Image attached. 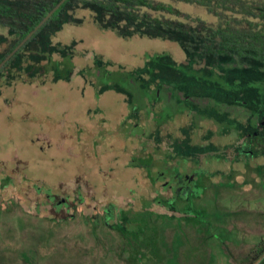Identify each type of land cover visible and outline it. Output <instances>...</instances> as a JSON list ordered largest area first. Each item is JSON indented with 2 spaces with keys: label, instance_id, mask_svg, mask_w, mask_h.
I'll list each match as a JSON object with an SVG mask.
<instances>
[{
  "label": "rangeland",
  "instance_id": "obj_1",
  "mask_svg": "<svg viewBox=\"0 0 264 264\" xmlns=\"http://www.w3.org/2000/svg\"><path fill=\"white\" fill-rule=\"evenodd\" d=\"M162 1L191 18L214 20L200 5ZM75 15L84 22L67 23L54 37L77 42L58 74L50 71L55 55L42 77L0 80V264L248 263L264 238V155L249 156L258 147L246 144V154L231 148L227 157L200 156L199 168L186 166L201 170L188 200L161 206L155 165L175 159L179 166L183 157L167 144L156 151L150 134L158 123L175 138L185 137L186 127L195 133L193 144H204L211 129L220 149L237 137L221 135L207 118L195 115L193 122L184 105L158 103L155 88L151 99L128 80L156 55L184 61L180 44L120 36L95 24L89 10ZM223 110L250 115L240 106ZM52 191L71 201L69 217L44 203Z\"/></svg>",
  "mask_w": 264,
  "mask_h": 264
},
{
  "label": "trees",
  "instance_id": "obj_2",
  "mask_svg": "<svg viewBox=\"0 0 264 264\" xmlns=\"http://www.w3.org/2000/svg\"><path fill=\"white\" fill-rule=\"evenodd\" d=\"M60 1L0 0V28L6 29V33H0V63ZM175 1L205 7L214 20L191 18L162 0H66L1 67L0 80L7 79L10 85V79L22 78L29 82L42 77L48 73L47 62L52 63L55 55L59 60L50 71L58 74L61 62L73 54L77 42L65 45L56 42L54 37L65 24L84 22V18L75 15L77 10H89L95 24L120 36L141 35L180 44L186 53L184 61L178 62L170 54L156 55L132 70L128 80H135L148 93L152 88L169 87L179 106L184 105L195 115L220 124L221 135L234 133L237 137L236 143L223 145L224 151H221L211 141L215 135L213 130L204 134V144L192 145L194 132L183 127L185 138L182 141L176 138L173 144L185 143V151L193 156L214 153L217 158H223L231 148L237 154H246V144L253 149L258 147L249 156L264 155L260 150L264 147V0ZM115 87L131 99L128 90ZM149 95L154 99L157 94L153 91ZM191 98L207 99L209 104L200 106ZM223 106H240L250 115L238 118L223 110ZM162 127L158 123L150 134L156 144L162 138ZM167 136L170 138L173 134ZM242 264H264V238L253 251L251 260Z\"/></svg>",
  "mask_w": 264,
  "mask_h": 264
},
{
  "label": "flooded vegetation",
  "instance_id": "obj_3",
  "mask_svg": "<svg viewBox=\"0 0 264 264\" xmlns=\"http://www.w3.org/2000/svg\"><path fill=\"white\" fill-rule=\"evenodd\" d=\"M167 88L170 91V95L167 96L164 92V89ZM162 89H158L157 93L160 97V100H158V103H161L162 101H164L165 103H170L172 106H174L175 103H177L174 99L173 96V92L169 89V87H165ZM162 92L164 93V96L162 95ZM125 95V93H124ZM179 95H181L182 99H184V97L182 96V93H179ZM126 97L128 98L129 96L126 94ZM166 97V99L164 98ZM164 99V100H163ZM195 98H191V101H194ZM200 100V99H199ZM207 100V99H205ZM208 101V100H207ZM209 104V101H208ZM207 104V105H208ZM177 105L179 106V104L177 103ZM206 105V106H207ZM188 111V116L191 117L192 121H195V114L192 113L191 111ZM198 116V115H196ZM201 118L204 119L203 116H199ZM213 121V120H211ZM196 122V121H195ZM215 123V126L218 125L215 121H213ZM194 124V123H193ZM220 125V124H219ZM218 125V126H219ZM183 127H181L182 129ZM210 131V130H209ZM172 134V133H171ZM195 134V133H193ZM168 134H166V132H164V130L162 129L161 131V140L159 141V143H157V147H156V151L160 152L158 149L162 150L163 145L167 144V146L172 149V151H177L181 154L182 160H181V164L178 165H174L175 163V159H173L172 163L170 160L168 161H163L161 163L157 162L155 167H157L158 169V173L155 175V186L158 187L157 192H155L156 195V200L157 202L163 206V202H168V204L170 203H178L181 202L183 203L184 201H187L189 196L187 197L186 194L190 193V192H194L195 188L197 187V178L199 176V174L201 173V170H199L198 166L200 163V156H206L203 154H200L198 156H193V155H188L187 151V147H185V143H181V145H176L173 144V141L176 138H179L181 141L185 138H180V137H170L168 138L167 136ZM213 137L211 138V141ZM193 145V143H192ZM221 145V144H220ZM166 147V146H165ZM180 148V149H179ZM171 152L168 151L166 156L168 154H170ZM205 158V157H204ZM188 163H193L194 166L198 167L197 170L191 171L188 170L186 168ZM155 164V163H154ZM182 167V169H181ZM159 185V186H158ZM36 186V185H34ZM34 191L38 194V195H42L44 196V192L42 190H37V188H34ZM160 188V189H159ZM45 201L44 203L46 205H49L51 207V209H53L57 214H64V216L62 218H66L67 216H70L69 210L72 208V203L68 198H63V197H59L58 195H56L53 191L49 194H45ZM60 202V203H59ZM42 203L37 204V209L39 210L41 207Z\"/></svg>",
  "mask_w": 264,
  "mask_h": 264
},
{
  "label": "water",
  "instance_id": "obj_4",
  "mask_svg": "<svg viewBox=\"0 0 264 264\" xmlns=\"http://www.w3.org/2000/svg\"><path fill=\"white\" fill-rule=\"evenodd\" d=\"M66 0H61L48 14L47 16L22 40V42L0 63L1 67L30 39L34 33L61 7Z\"/></svg>",
  "mask_w": 264,
  "mask_h": 264
}]
</instances>
